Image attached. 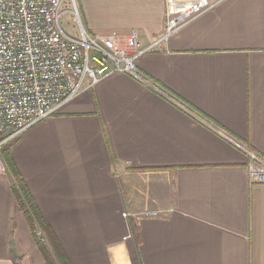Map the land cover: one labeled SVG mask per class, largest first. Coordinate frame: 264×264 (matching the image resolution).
Masks as SVG:
<instances>
[{
	"label": "crops",
	"instance_id": "obj_1",
	"mask_svg": "<svg viewBox=\"0 0 264 264\" xmlns=\"http://www.w3.org/2000/svg\"><path fill=\"white\" fill-rule=\"evenodd\" d=\"M211 1L139 59L162 92L110 73L14 140L71 264H264L245 150L264 157V0ZM78 2L91 33L137 29L147 46L165 29L164 0ZM12 185L0 175V264H48Z\"/></svg>",
	"mask_w": 264,
	"mask_h": 264
},
{
	"label": "built area",
	"instance_id": "obj_2",
	"mask_svg": "<svg viewBox=\"0 0 264 264\" xmlns=\"http://www.w3.org/2000/svg\"><path fill=\"white\" fill-rule=\"evenodd\" d=\"M164 1V32L143 46L137 29L126 34L87 31L78 0H0V175L9 172L4 156L8 143L106 75L125 72L162 92L138 71L139 59L215 5L211 0ZM63 16L71 19L75 33L64 27ZM245 150L251 184L264 183V157ZM160 214L146 210L133 215ZM37 236L42 239V232Z\"/></svg>",
	"mask_w": 264,
	"mask_h": 264
},
{
	"label": "trees",
	"instance_id": "obj_3",
	"mask_svg": "<svg viewBox=\"0 0 264 264\" xmlns=\"http://www.w3.org/2000/svg\"><path fill=\"white\" fill-rule=\"evenodd\" d=\"M14 141L4 147V156L9 166L10 174L13 179V192L17 198L21 211L25 214L37 243L44 254L48 264H71L64 250L62 249L58 238L51 227L45 221V218L31 192L28 185L18 172L11 155V147ZM42 232V239L37 233Z\"/></svg>",
	"mask_w": 264,
	"mask_h": 264
},
{
	"label": "rangeland",
	"instance_id": "obj_4",
	"mask_svg": "<svg viewBox=\"0 0 264 264\" xmlns=\"http://www.w3.org/2000/svg\"><path fill=\"white\" fill-rule=\"evenodd\" d=\"M71 24H72L71 19H70L68 16H63V25H64V27H65L67 30H69V31H71V32H73V33H75L74 29H72ZM8 173H10V171H9Z\"/></svg>",
	"mask_w": 264,
	"mask_h": 264
},
{
	"label": "bare ground",
	"instance_id": "obj_5",
	"mask_svg": "<svg viewBox=\"0 0 264 264\" xmlns=\"http://www.w3.org/2000/svg\"><path fill=\"white\" fill-rule=\"evenodd\" d=\"M42 237H43V235H42Z\"/></svg>",
	"mask_w": 264,
	"mask_h": 264
}]
</instances>
